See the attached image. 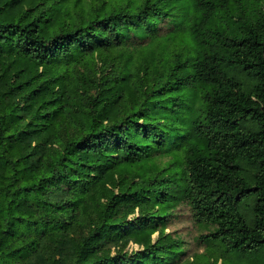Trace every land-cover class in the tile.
I'll return each mask as SVG.
<instances>
[{"label": "trees", "instance_id": "16d2710c", "mask_svg": "<svg viewBox=\"0 0 264 264\" xmlns=\"http://www.w3.org/2000/svg\"><path fill=\"white\" fill-rule=\"evenodd\" d=\"M79 1L0 0V264H264V0Z\"/></svg>", "mask_w": 264, "mask_h": 264}, {"label": "rangeland", "instance_id": "374dc122", "mask_svg": "<svg viewBox=\"0 0 264 264\" xmlns=\"http://www.w3.org/2000/svg\"><path fill=\"white\" fill-rule=\"evenodd\" d=\"M94 0H80L78 5L88 6L90 2ZM76 0H69V3L74 6ZM78 9V8H75ZM77 11V10H76ZM177 229L183 233L186 240H189L192 243V251L203 250L204 247H201L197 241V236L202 232L207 231L205 228L199 227L192 219L190 209L188 207H183L181 209L180 215L174 220L170 225L168 230ZM132 247H137L132 245Z\"/></svg>", "mask_w": 264, "mask_h": 264}]
</instances>
